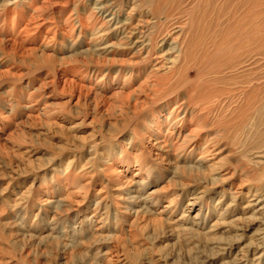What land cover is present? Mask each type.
<instances>
[{
	"label": "rangeland",
	"instance_id": "374dc122",
	"mask_svg": "<svg viewBox=\"0 0 264 264\" xmlns=\"http://www.w3.org/2000/svg\"><path fill=\"white\" fill-rule=\"evenodd\" d=\"M96 1L0 0V264H264V165L244 157L259 138L240 116L182 142ZM225 3L196 8V61L214 27L264 45V0Z\"/></svg>",
	"mask_w": 264,
	"mask_h": 264
},
{
	"label": "bare ground",
	"instance_id": "6f19581e",
	"mask_svg": "<svg viewBox=\"0 0 264 264\" xmlns=\"http://www.w3.org/2000/svg\"><path fill=\"white\" fill-rule=\"evenodd\" d=\"M128 1L130 9L119 19L118 10ZM128 1L112 0L101 4V0H97L93 10L105 15L103 24L108 29L113 26V31L123 35L120 39L133 51L132 57H141L143 62L151 64L145 80L149 90L155 92V98H159L157 101L164 97L169 100L170 111L165 122L170 119L171 126L189 125L183 142L186 137H196L202 132L214 131L216 137H222L229 133L228 124L236 123L241 116L238 128L243 127L244 136L253 134L259 138L258 143L250 144L244 157L253 166L264 165L261 161L264 159V45L259 42L255 48L253 33L256 29L248 27L244 31L246 41L236 46L237 40L234 41L231 31L212 28L210 32L217 41L207 55L203 56L199 49L203 57L198 61L196 49L193 53L192 48L195 30L205 20L204 11L199 15L195 13L199 5L211 8L216 1L222 5L228 4L226 1L236 2L240 6L237 8L239 14L255 0ZM236 7L235 4V10ZM140 9L145 10L142 16L132 21V13ZM194 72H197L196 80L190 79ZM236 78L242 79L241 82L228 92L208 88L223 79ZM254 85L259 92L254 90L257 89ZM166 134L171 133L167 131ZM203 149L204 153L208 152L206 147Z\"/></svg>",
	"mask_w": 264,
	"mask_h": 264
}]
</instances>
